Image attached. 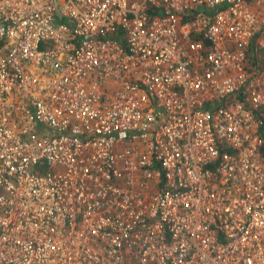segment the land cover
<instances>
[{"label": "built area", "instance_id": "built-area-1", "mask_svg": "<svg viewBox=\"0 0 264 264\" xmlns=\"http://www.w3.org/2000/svg\"><path fill=\"white\" fill-rule=\"evenodd\" d=\"M263 30L264 0H0V264H264Z\"/></svg>", "mask_w": 264, "mask_h": 264}, {"label": "crops", "instance_id": "crops-1", "mask_svg": "<svg viewBox=\"0 0 264 264\" xmlns=\"http://www.w3.org/2000/svg\"><path fill=\"white\" fill-rule=\"evenodd\" d=\"M256 48H260L263 50L262 52H264V30H263V32L254 36L253 39L251 40L249 46H248L246 67L250 70L252 67L249 64L251 57L254 58L255 63H256V67L264 68V65L262 64V62L261 61L258 62V60H257V56L255 55ZM263 60H264V57H263Z\"/></svg>", "mask_w": 264, "mask_h": 264}, {"label": "rangeland", "instance_id": "rangeland-1", "mask_svg": "<svg viewBox=\"0 0 264 264\" xmlns=\"http://www.w3.org/2000/svg\"><path fill=\"white\" fill-rule=\"evenodd\" d=\"M262 51H263L262 49L256 48L255 55L257 56L258 62L261 61L262 64L264 65V60H263L264 52H262Z\"/></svg>", "mask_w": 264, "mask_h": 264}, {"label": "trees", "instance_id": "trees-1", "mask_svg": "<svg viewBox=\"0 0 264 264\" xmlns=\"http://www.w3.org/2000/svg\"><path fill=\"white\" fill-rule=\"evenodd\" d=\"M249 64H250L252 67L256 66V63H255L254 58L251 57ZM262 117H263V116H262Z\"/></svg>", "mask_w": 264, "mask_h": 264}]
</instances>
